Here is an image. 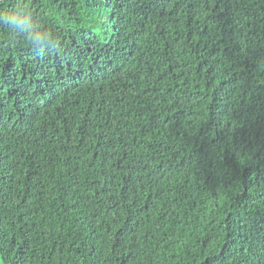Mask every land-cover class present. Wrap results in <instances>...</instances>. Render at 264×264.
<instances>
[{
  "label": "trees",
  "instance_id": "16d2710c",
  "mask_svg": "<svg viewBox=\"0 0 264 264\" xmlns=\"http://www.w3.org/2000/svg\"><path fill=\"white\" fill-rule=\"evenodd\" d=\"M0 264H264V0H3Z\"/></svg>",
  "mask_w": 264,
  "mask_h": 264
},
{
  "label": "clouds",
  "instance_id": "9594fccd",
  "mask_svg": "<svg viewBox=\"0 0 264 264\" xmlns=\"http://www.w3.org/2000/svg\"><path fill=\"white\" fill-rule=\"evenodd\" d=\"M3 0H0L2 3ZM0 25L11 33L22 36L28 46L35 52L43 54L60 47L58 38L47 31L35 28L34 18L26 8H7L0 10Z\"/></svg>",
  "mask_w": 264,
  "mask_h": 264
}]
</instances>
